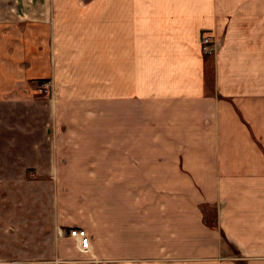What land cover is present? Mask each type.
Segmentation results:
<instances>
[{
  "label": "crops",
  "instance_id": "obj_1",
  "mask_svg": "<svg viewBox=\"0 0 264 264\" xmlns=\"http://www.w3.org/2000/svg\"><path fill=\"white\" fill-rule=\"evenodd\" d=\"M0 98L84 179L55 264H264V0H0Z\"/></svg>",
  "mask_w": 264,
  "mask_h": 264
},
{
  "label": "rangeland",
  "instance_id": "obj_2",
  "mask_svg": "<svg viewBox=\"0 0 264 264\" xmlns=\"http://www.w3.org/2000/svg\"><path fill=\"white\" fill-rule=\"evenodd\" d=\"M204 35L211 36L204 32L201 39ZM206 55L212 86V54ZM31 102L0 98V264H55L58 208L76 198L83 209L78 212L84 213V179L53 177L54 163L45 162L47 152L40 145L39 111Z\"/></svg>",
  "mask_w": 264,
  "mask_h": 264
},
{
  "label": "built area",
  "instance_id": "obj_3",
  "mask_svg": "<svg viewBox=\"0 0 264 264\" xmlns=\"http://www.w3.org/2000/svg\"><path fill=\"white\" fill-rule=\"evenodd\" d=\"M202 51L205 54H214L215 52V43L212 40V37L209 35H204L201 39ZM52 91L51 85L49 83H42L39 87L40 93L49 94ZM61 234H65V229H62ZM69 235L77 238L80 245H82L83 250H88V239L86 230L83 228L73 227L68 231Z\"/></svg>",
  "mask_w": 264,
  "mask_h": 264
},
{
  "label": "trees",
  "instance_id": "obj_4",
  "mask_svg": "<svg viewBox=\"0 0 264 264\" xmlns=\"http://www.w3.org/2000/svg\"><path fill=\"white\" fill-rule=\"evenodd\" d=\"M212 80H213V75H212ZM212 80H211V81H212Z\"/></svg>",
  "mask_w": 264,
  "mask_h": 264
}]
</instances>
